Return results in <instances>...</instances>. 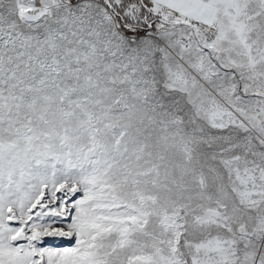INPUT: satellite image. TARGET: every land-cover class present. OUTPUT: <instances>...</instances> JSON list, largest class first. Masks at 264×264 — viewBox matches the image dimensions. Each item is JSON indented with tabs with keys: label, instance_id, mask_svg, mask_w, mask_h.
<instances>
[{
	"label": "snow or ice",
	"instance_id": "6c2138e0",
	"mask_svg": "<svg viewBox=\"0 0 264 264\" xmlns=\"http://www.w3.org/2000/svg\"><path fill=\"white\" fill-rule=\"evenodd\" d=\"M0 264H264V0H0Z\"/></svg>",
	"mask_w": 264,
	"mask_h": 264
}]
</instances>
